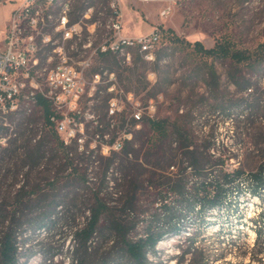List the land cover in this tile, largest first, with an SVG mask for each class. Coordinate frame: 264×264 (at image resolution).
<instances>
[{
  "label": "rangeland",
  "instance_id": "obj_1",
  "mask_svg": "<svg viewBox=\"0 0 264 264\" xmlns=\"http://www.w3.org/2000/svg\"><path fill=\"white\" fill-rule=\"evenodd\" d=\"M65 1L60 0L54 6L53 17L61 13V3ZM173 1L172 13L163 18L161 12L169 5L167 1L121 0L124 35L136 36L163 26L157 60L139 62L134 74L130 70L132 65L100 56L89 77L98 71H114L118 87L126 93L133 92L142 105L151 99L156 101L157 117L169 120L174 137V125H177L188 134L193 148L222 157L226 168L255 171L264 160V70L255 73L230 61H217L213 75L208 67L212 60L197 57L192 47L175 42L173 35L181 41H201L207 48L228 37L240 49L255 50L264 43V0ZM19 2L0 3V30L2 19ZM91 5L100 21L96 35L99 42L110 33L108 0H75L71 3V16L81 19ZM56 28L58 22H51V30ZM3 40L0 39V46ZM82 48V43L67 44L68 53L76 57ZM51 53L52 49L40 51L41 62H47ZM110 97L107 84H101L93 96L84 97L80 107L84 133L77 132L83 141L69 142L75 169L70 178V170L65 169L59 155L49 151L52 146L46 148L44 157L35 161L36 165L26 163V154L35 149L46 132L38 107L31 112L22 111L27 114L26 119L31 117L32 123L25 122L20 114L10 115L5 123L0 120V127L11 126L8 131L0 129V205L2 202L11 210L21 186H26L27 191L39 187L51 198L60 193L63 201L56 210L61 219L50 227L28 232L29 257L23 258L24 264H69L72 230L83 225L91 199L90 188L81 184L85 175L90 187H102L115 210L128 213V219L138 222V232H143L144 220L151 218L158 207L155 201L164 188L162 183L178 171V164L155 170L146 163L144 140L153 132L143 123L140 128H132L134 106L125 96L124 111L114 118L115 127H109ZM124 121L128 125L122 126ZM126 127L137 139L132 147L130 168L121 167L123 171L114 175L110 170L105 176L110 162L106 141L123 135ZM10 138L17 139L14 145L8 144ZM116 159L120 161L121 156ZM54 178L61 181L57 186L65 185L63 192L49 189ZM132 200L134 203L128 204ZM41 211L35 209V215ZM262 214L264 200L247 191L221 210L207 213L205 222L197 215L187 217L186 228L162 240L149 258L153 264H264V252L257 253V226L253 221L260 220Z\"/></svg>",
  "mask_w": 264,
  "mask_h": 264
},
{
  "label": "trees",
  "instance_id": "obj_2",
  "mask_svg": "<svg viewBox=\"0 0 264 264\" xmlns=\"http://www.w3.org/2000/svg\"><path fill=\"white\" fill-rule=\"evenodd\" d=\"M97 18L95 14L92 21ZM158 27L163 30L162 25ZM173 40L192 47V52L197 57L211 59L212 63L208 67L213 75L216 72L215 62L217 61H230L236 66L245 67L255 73L264 70V43L255 50H250L238 48L228 37L217 40L210 48H207L201 41L194 43L181 41L175 35H173ZM101 56L114 57L119 63L115 55L103 54ZM160 59L161 54L158 55V60ZM144 61L147 60L140 54H136L130 68L132 73L135 74L136 65ZM36 107L42 113L46 132L38 141L35 149L26 154V163L29 162V166L36 165L35 161L44 157L47 153L46 148L52 146L49 151L59 155L60 160L65 164V169L70 170V178L75 170L72 162L74 159L73 156L71 157L73 147L66 143L57 131L56 123L52 120L55 115L53 104L39 96ZM22 111L29 112L22 109L16 114L25 118L27 114ZM2 122L5 123V119H2ZM25 122L32 123L33 120L29 116ZM126 123L124 121L122 126ZM142 123L153 132L144 140L146 163L155 170H165V168L178 164V171L174 177H168L162 183L164 190L161 189L160 196L155 201L158 207L155 208L151 218L144 220L143 232H138V222L128 219V213L124 211L119 213L115 210L102 187L92 188L88 184L87 175L82 177L81 184L90 188L91 199L87 207L88 215L83 225L72 230L73 245L69 253V264H153L149 254L155 252L158 244L166 237L181 233L186 228L187 217L190 215H197L201 221L205 222L207 213L216 209L221 210L230 201L247 191L264 200V160L255 171L247 172L242 168L228 169L222 157H215L212 153L193 148V142L188 134L177 125H174V137L170 130L169 120L158 117L144 118ZM110 126L115 127L112 123L109 124ZM135 126L136 122L132 121V128ZM10 127L2 125L0 129L8 131ZM129 131L132 133V138L124 140L120 151H111L105 176L109 175L110 170L114 175L119 170L123 171L122 168L126 170L130 168V156H133L132 147L137 139L133 131ZM16 140V138H10L8 144L14 145ZM115 140L106 142L113 144ZM119 156L121 159L117 161L116 157ZM126 177L127 172L125 179ZM60 182L59 179H52L49 182V189L63 192L65 185L57 186ZM155 186L159 187L156 184ZM26 188V186L20 187L11 210H8L1 202L0 264H24L23 258L29 257L26 246L30 229L50 227L57 222L58 218H62L56 213L59 206L63 204L60 200L62 198L60 193L54 194L51 198L39 187L28 191ZM134 201L128 204H133ZM37 208H41L42 211L35 215ZM253 221L257 226L256 243L259 246L257 253H262L264 252V225H262L264 214L261 215L260 220L254 219Z\"/></svg>",
  "mask_w": 264,
  "mask_h": 264
},
{
  "label": "built area",
  "instance_id": "obj_3",
  "mask_svg": "<svg viewBox=\"0 0 264 264\" xmlns=\"http://www.w3.org/2000/svg\"><path fill=\"white\" fill-rule=\"evenodd\" d=\"M32 1H39V9H32ZM56 1L20 0L12 11L3 46H0V120L22 108H29L31 112L42 96L53 104L55 115L52 120L64 141H83L77 133H84L80 107L84 97L93 96L101 84H107L111 94L108 113L112 126L115 125L114 118L124 111V96L134 106L131 116L137 128L144 118H157L156 101L151 99L147 105H142L133 92L126 93L118 87L114 71H98L92 77L89 73L95 60L103 54L117 57V53H124V60L119 62L129 65L133 64L136 54L149 62L155 61L157 48L163 41V31L156 26L151 32L136 37L124 35L121 0H108L107 22H111V31L97 42L100 21H92L94 6H89L81 19L76 20L71 16V3L75 0H70L63 13L50 17L51 4ZM139 1H167L169 5L161 12L163 18L172 13L175 3L173 0ZM51 22H58V30H51ZM78 43H82V51L77 57L70 55L67 44ZM143 45H152V52H143ZM44 49H52V59L41 62V68H34L39 51ZM127 138H132V133L126 127L113 144H105L106 151L109 154L112 150L120 151Z\"/></svg>",
  "mask_w": 264,
  "mask_h": 264
},
{
  "label": "bare ground",
  "instance_id": "obj_4",
  "mask_svg": "<svg viewBox=\"0 0 264 264\" xmlns=\"http://www.w3.org/2000/svg\"><path fill=\"white\" fill-rule=\"evenodd\" d=\"M59 2H60V0H57L55 3H52L51 4V10ZM69 2H70V0H66L65 2L61 3V13H63L64 10H66V8L69 5ZM32 9H39V1H32ZM71 10H72V7H71ZM50 17H53V13H51V12H50ZM107 27H108L109 31H111V22H109L107 24ZM56 30H57V28H56ZM143 52H152V45H143ZM49 56L50 57L48 58V60H51L52 59V53ZM117 56L120 57L122 60H124V53H117ZM34 68H41V59L39 57V54H38V61H34ZM22 109L29 111V108H22Z\"/></svg>",
  "mask_w": 264,
  "mask_h": 264
},
{
  "label": "crops",
  "instance_id": "obj_5",
  "mask_svg": "<svg viewBox=\"0 0 264 264\" xmlns=\"http://www.w3.org/2000/svg\"><path fill=\"white\" fill-rule=\"evenodd\" d=\"M11 14H12V12L10 13V15L8 17H6L5 19H2V21H1L2 29L0 30V35H1L0 39H4V35L6 34V29H7L8 23L10 21ZM142 34H146V33L143 32V33H140L139 35H142ZM139 35H136V36H139ZM136 36H129V37H136Z\"/></svg>",
  "mask_w": 264,
  "mask_h": 264
}]
</instances>
